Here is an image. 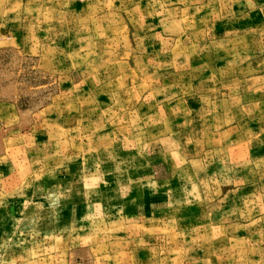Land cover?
<instances>
[{"label": "rangeland", "instance_id": "obj_1", "mask_svg": "<svg viewBox=\"0 0 264 264\" xmlns=\"http://www.w3.org/2000/svg\"><path fill=\"white\" fill-rule=\"evenodd\" d=\"M0 264H264V0H0Z\"/></svg>", "mask_w": 264, "mask_h": 264}]
</instances>
